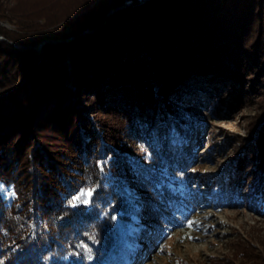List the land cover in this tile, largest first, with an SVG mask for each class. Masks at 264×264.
Returning a JSON list of instances; mask_svg holds the SVG:
<instances>
[{"label": "trees", "instance_id": "1", "mask_svg": "<svg viewBox=\"0 0 264 264\" xmlns=\"http://www.w3.org/2000/svg\"><path fill=\"white\" fill-rule=\"evenodd\" d=\"M74 1L45 21L66 22L60 31L19 42L0 30L12 40L0 39V83H15L0 96V183L14 192L0 193V264H129L115 213L171 230L198 199L162 172L184 168L190 119L176 104L216 96V83L264 101V0ZM197 83L208 87L198 96ZM43 131L63 146L49 150ZM128 135L145 162L127 152ZM86 185L91 202L70 205ZM253 198L264 208L263 190Z\"/></svg>", "mask_w": 264, "mask_h": 264}, {"label": "rangeland", "instance_id": "2", "mask_svg": "<svg viewBox=\"0 0 264 264\" xmlns=\"http://www.w3.org/2000/svg\"><path fill=\"white\" fill-rule=\"evenodd\" d=\"M72 2L75 1L0 0V30L5 28L9 31L5 34L15 36L19 42L60 31L66 22L48 25L45 21L50 24L52 17L62 11L66 17ZM1 31L0 39L12 43ZM42 44L34 48L40 50ZM1 83L0 96L15 86L14 82L5 80ZM216 85L219 87L216 96L204 95L190 103L186 100L176 104L190 119L187 127L185 123L181 127L186 130L184 137L189 135L188 143L177 146L180 155L183 154L184 168L179 174L169 168L162 172L187 190L198 192L188 217L171 230L160 231L148 221L139 223L128 221L119 213L113 215L117 247L129 264H264V208L253 198L264 191V156L254 139L264 119V101L242 95L238 84ZM205 89H208L206 85L197 83L195 95H202L200 91ZM85 97L87 103H92L93 97ZM93 110L89 108L86 114ZM107 123V118L101 120L104 128ZM143 130L149 133L151 129L140 127L134 131L140 135ZM174 134L178 136V132ZM42 135L49 150L53 147L51 141L63 146L62 137L56 131H43ZM132 137H126L127 152L144 161L140 159L138 145L130 142ZM37 147L42 149V145ZM87 186L78 187L73 194H79ZM0 193L8 202L14 196L12 187L3 183H0ZM80 204L77 201L75 205ZM86 254L94 262L89 250ZM118 256L117 251L113 252L112 261H118Z\"/></svg>", "mask_w": 264, "mask_h": 264}, {"label": "snow or ice", "instance_id": "3", "mask_svg": "<svg viewBox=\"0 0 264 264\" xmlns=\"http://www.w3.org/2000/svg\"><path fill=\"white\" fill-rule=\"evenodd\" d=\"M94 192H95V188L94 187H88L86 189H81L79 194L74 195L69 200V204L72 205V206H75L76 202L80 201L81 203L87 205V204H89L91 202V197H92ZM12 194L14 195V193H12ZM113 219H115V217H113ZM189 224H191V222H189Z\"/></svg>", "mask_w": 264, "mask_h": 264}]
</instances>
